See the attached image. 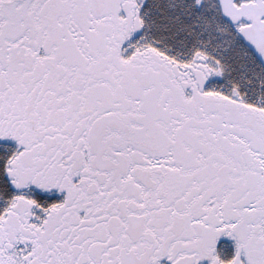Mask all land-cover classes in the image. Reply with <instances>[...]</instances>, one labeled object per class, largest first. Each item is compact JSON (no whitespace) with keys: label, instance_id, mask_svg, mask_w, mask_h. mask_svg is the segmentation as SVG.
<instances>
[{"label":"snow or ice","instance_id":"snow-or-ice-1","mask_svg":"<svg viewBox=\"0 0 264 264\" xmlns=\"http://www.w3.org/2000/svg\"><path fill=\"white\" fill-rule=\"evenodd\" d=\"M0 264H264V0H0Z\"/></svg>","mask_w":264,"mask_h":264}]
</instances>
